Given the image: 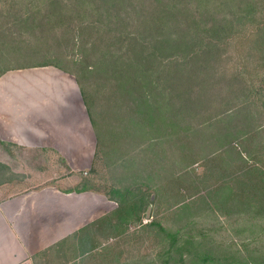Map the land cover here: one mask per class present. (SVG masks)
Returning a JSON list of instances; mask_svg holds the SVG:
<instances>
[{"label":"trees","instance_id":"1","mask_svg":"<svg viewBox=\"0 0 264 264\" xmlns=\"http://www.w3.org/2000/svg\"><path fill=\"white\" fill-rule=\"evenodd\" d=\"M50 65L80 86L95 161L136 173L105 192L118 203L107 229L130 212L149 224L138 213L164 191L177 204L198 195L183 212L202 202L238 211L234 223L245 212L264 218V0H0V77ZM191 223L167 231L165 264H188L213 240ZM257 239L245 244L256 251L246 264H264ZM237 253L200 264H237Z\"/></svg>","mask_w":264,"mask_h":264},{"label":"crops","instance_id":"2","mask_svg":"<svg viewBox=\"0 0 264 264\" xmlns=\"http://www.w3.org/2000/svg\"><path fill=\"white\" fill-rule=\"evenodd\" d=\"M96 149L73 75L44 66L0 77V264H114L102 247L118 203L82 184Z\"/></svg>","mask_w":264,"mask_h":264},{"label":"rangeland","instance_id":"3","mask_svg":"<svg viewBox=\"0 0 264 264\" xmlns=\"http://www.w3.org/2000/svg\"><path fill=\"white\" fill-rule=\"evenodd\" d=\"M261 79L264 81V72L262 73ZM108 140L110 139L108 138ZM194 167L197 168V171H201L202 169L200 164H195ZM135 174V172H125V169L118 168L115 164L105 161L102 156H100V158L96 159L93 168L87 169L86 173H81V177L87 179L89 187H93L100 190L99 192L102 191L101 193H105L108 192L111 187L132 185L137 178ZM197 196L198 195L185 197V200L177 204L180 196H173L168 191H164L160 198L154 202L156 200V195L153 193L151 195V200L154 203L150 204V215H148L149 205L145 207L141 213H138L141 214L143 223L149 224L145 226L139 225V222L136 220L137 212H130L128 214L130 218L129 221L128 219H123L121 222L122 225H118L115 228L108 227L107 240L105 246L102 247L103 250L107 251L106 253L113 248V252L109 254L108 261L116 264L112 262V260L115 261L114 259L116 256L117 264H165L167 260L165 251L168 247V241L165 237L167 231L174 232L188 221L192 222L190 227L193 228V233L199 235L197 230L201 229L202 231L210 233L213 239H205V245L194 247L195 255L193 253L194 257L188 258V264H200L201 260L206 256L209 260L215 262L216 259H223L225 256L233 255L235 252H238V249L241 250V253L236 254L240 255L238 258H234L237 261L236 263L246 264L250 257L249 255L256 253L255 249L247 250L244 248L245 244L250 242L254 234L259 235V239L257 240L261 246L263 245L264 249L263 217L253 216L245 212L244 220H241V222L237 220L238 222L234 223V219L231 216L238 218V211L227 212L221 207L213 206V204L211 207L209 206V208H206V206H203L202 202L198 203L201 205H195L192 210L186 212L179 209V206L186 204V202H193L197 199ZM225 196L226 195H223L220 198L224 199ZM130 197H134L138 201L141 197V193L138 190H133ZM209 197L213 199L210 195ZM211 201L212 200H208L209 205H211ZM112 216L113 214L111 217ZM120 217L123 218L122 213ZM154 220L161 223L164 227L163 231H161L157 225L150 224V222ZM187 231L190 230L187 229ZM116 232L118 237L115 235ZM110 235H113V237H110ZM190 248H193V246L188 245V248L185 249ZM250 251L254 252L250 253ZM175 257L178 259L179 253H175ZM193 258H195V262ZM172 262L173 261H171V263Z\"/></svg>","mask_w":264,"mask_h":264},{"label":"water","instance_id":"4","mask_svg":"<svg viewBox=\"0 0 264 264\" xmlns=\"http://www.w3.org/2000/svg\"><path fill=\"white\" fill-rule=\"evenodd\" d=\"M150 209H151V205H149L148 207V215H150Z\"/></svg>","mask_w":264,"mask_h":264}]
</instances>
